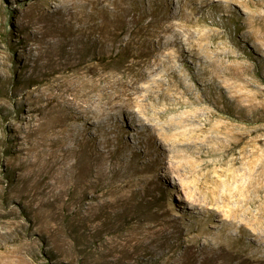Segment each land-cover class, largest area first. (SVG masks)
Here are the masks:
<instances>
[{
	"label": "rangeland",
	"instance_id": "rangeland-1",
	"mask_svg": "<svg viewBox=\"0 0 264 264\" xmlns=\"http://www.w3.org/2000/svg\"><path fill=\"white\" fill-rule=\"evenodd\" d=\"M0 264H264V0H0Z\"/></svg>",
	"mask_w": 264,
	"mask_h": 264
},
{
	"label": "bare ground",
	"instance_id": "bare-ground-1",
	"mask_svg": "<svg viewBox=\"0 0 264 264\" xmlns=\"http://www.w3.org/2000/svg\"><path fill=\"white\" fill-rule=\"evenodd\" d=\"M176 37V36H175ZM137 80H134V83H136ZM151 87L156 88L154 84H151ZM132 91V92H131ZM124 93L127 94L128 100L132 98L133 95L137 94L138 89L136 88H128L127 90L123 91Z\"/></svg>",
	"mask_w": 264,
	"mask_h": 264
}]
</instances>
